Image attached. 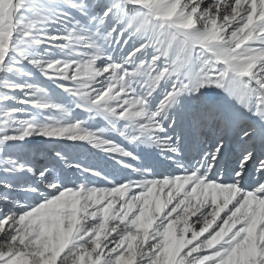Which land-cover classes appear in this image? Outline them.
Instances as JSON below:
<instances>
[{"label": "snow or ice", "instance_id": "1", "mask_svg": "<svg viewBox=\"0 0 264 264\" xmlns=\"http://www.w3.org/2000/svg\"><path fill=\"white\" fill-rule=\"evenodd\" d=\"M0 264H264V0H0Z\"/></svg>", "mask_w": 264, "mask_h": 264}]
</instances>
